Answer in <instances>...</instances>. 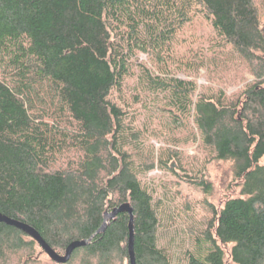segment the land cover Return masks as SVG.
Here are the masks:
<instances>
[{
  "label": "trees",
  "instance_id": "trees-1",
  "mask_svg": "<svg viewBox=\"0 0 264 264\" xmlns=\"http://www.w3.org/2000/svg\"><path fill=\"white\" fill-rule=\"evenodd\" d=\"M196 18L214 30L215 65L238 57L255 77L231 99L196 97V82L170 67ZM139 53L159 74L137 62ZM194 56L205 64V53ZM137 70L132 102L127 83ZM155 112L169 119L175 143L191 120L200 133L206 157L185 177L209 192L207 164L230 160L239 188L211 204L187 264H264V0H0V211L61 254L94 235L68 262L50 264H130L128 212L96 234L105 213L126 202L136 264H172L159 246L160 204L142 181L156 151L139 120ZM158 156L163 167L180 159L178 151ZM36 246L0 221V264H39Z\"/></svg>",
  "mask_w": 264,
  "mask_h": 264
},
{
  "label": "rangeland",
  "instance_id": "rangeland-1",
  "mask_svg": "<svg viewBox=\"0 0 264 264\" xmlns=\"http://www.w3.org/2000/svg\"><path fill=\"white\" fill-rule=\"evenodd\" d=\"M213 36L212 26L206 20L196 18L194 23L188 25L180 34L176 42L175 55L170 60V67L176 76L196 82L198 87L196 97L199 93L214 92L217 96L223 94L231 99L255 77L248 65L238 57L224 58L220 67L215 65L212 61L215 54L211 41ZM200 53L201 56L204 53L206 55L205 64L193 61L197 59L194 55ZM137 58V62L146 64L159 74L148 54L139 53ZM138 74L139 70L127 83L128 100L132 102V92L138 87ZM153 106L151 107H157ZM133 107L143 109L141 103H134ZM140 119L139 123L144 121L149 125L151 132L148 138L149 145H153L156 151L155 168L149 171L142 181L153 193L154 201L160 204L159 246L169 253L172 264H187V255L196 251L198 247L196 238L202 234L203 223L211 216V204L221 207L227 198L239 195V188H236L233 182V165L230 160L209 162L206 175L213 187L206 192L185 177V170L194 172L193 168L197 167V164L201 165L206 157L200 133L193 120L189 129L177 131L176 135L180 141L175 143L166 129V127L170 129L167 122L169 119L161 116L160 112L153 113V118L143 115ZM158 127L162 132L154 136V130ZM158 151H178L180 159H171L169 167H163L159 163ZM261 162L264 164V158ZM170 166L176 171L174 172ZM35 256L41 262L39 264H50V257L42 251L41 246H36ZM16 262L15 264H23L22 259Z\"/></svg>",
  "mask_w": 264,
  "mask_h": 264
},
{
  "label": "water",
  "instance_id": "water-1",
  "mask_svg": "<svg viewBox=\"0 0 264 264\" xmlns=\"http://www.w3.org/2000/svg\"><path fill=\"white\" fill-rule=\"evenodd\" d=\"M121 212H128L130 214V240H129V256H130V264H136V257H135V251H134V212L133 207L130 203H123L120 206L113 209L112 212L105 213V221L103 226L96 232V234L102 230L105 229L107 222L110 218H114L118 213ZM0 221L5 222L9 225H13L18 227L19 229L26 232L28 235H30L32 238H34L39 245L42 247V249L47 253V255L58 263H66L70 260L72 252L81 246H84L88 244L91 239L94 237V235L90 239H84V240H74L72 241L66 248L65 253L61 254L57 252L55 249L51 247V245L44 239V237L39 233L38 230H36L33 226L29 225L26 222H23L21 220L12 218L6 214H3L0 211Z\"/></svg>",
  "mask_w": 264,
  "mask_h": 264
}]
</instances>
